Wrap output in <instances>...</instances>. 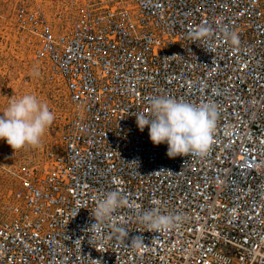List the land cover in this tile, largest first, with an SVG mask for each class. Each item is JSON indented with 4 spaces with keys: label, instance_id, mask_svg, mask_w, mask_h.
<instances>
[{
    "label": "built area",
    "instance_id": "built-area-1",
    "mask_svg": "<svg viewBox=\"0 0 264 264\" xmlns=\"http://www.w3.org/2000/svg\"><path fill=\"white\" fill-rule=\"evenodd\" d=\"M19 25L67 107L45 158L0 191V264H264V0H82ZM156 97L218 106L205 156L169 158L138 129ZM110 191L128 237L92 227ZM153 208L179 226L146 229Z\"/></svg>",
    "mask_w": 264,
    "mask_h": 264
},
{
    "label": "clouds",
    "instance_id": "clouds-1",
    "mask_svg": "<svg viewBox=\"0 0 264 264\" xmlns=\"http://www.w3.org/2000/svg\"><path fill=\"white\" fill-rule=\"evenodd\" d=\"M207 28H201L199 35L208 34ZM232 44H238L235 33L228 34ZM39 75V72H34ZM149 115L141 113L136 116L138 129L143 132L148 128L150 141L154 145L167 144V156L196 155L205 156L212 144L213 133L218 119V106L205 102L192 104L170 97L151 99ZM55 120V114L48 104L35 94H24L12 99L0 114V140H4L15 151L26 146L39 147L45 131ZM129 203L120 191L108 192L92 210L95 219L93 228L101 225L114 228L121 238L128 237L124 227L115 224L118 209ZM182 217L170 213H162L159 208L143 212L139 221L146 229L155 233H163L179 226ZM134 248L144 245L141 237L132 240Z\"/></svg>",
    "mask_w": 264,
    "mask_h": 264
},
{
    "label": "rangeland",
    "instance_id": "rangeland-1",
    "mask_svg": "<svg viewBox=\"0 0 264 264\" xmlns=\"http://www.w3.org/2000/svg\"><path fill=\"white\" fill-rule=\"evenodd\" d=\"M82 0H0V114L12 99L35 94L46 102L56 115L67 107L63 88L46 76V65L34 58V39L19 25V18L29 10L41 8L49 16L58 12L71 14ZM73 2V4H72ZM52 19V18H51ZM39 75H34V72ZM56 118L45 131L39 147L26 146L13 150L0 140V191H6L14 181L13 171L29 167L46 156L58 135ZM13 177V178H12Z\"/></svg>",
    "mask_w": 264,
    "mask_h": 264
}]
</instances>
